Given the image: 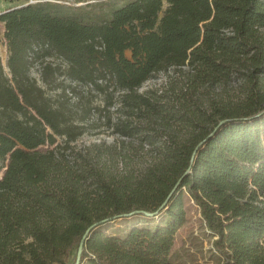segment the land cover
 <instances>
[{
	"label": "trees",
	"instance_id": "1",
	"mask_svg": "<svg viewBox=\"0 0 264 264\" xmlns=\"http://www.w3.org/2000/svg\"><path fill=\"white\" fill-rule=\"evenodd\" d=\"M61 1L0 11V264H68L89 229L81 262L174 264L186 198L224 264H264V0ZM53 57L67 70L45 62ZM40 62L45 84H77L59 87L62 103L31 78ZM184 67L195 73L183 87L138 92ZM244 71L237 99L202 91ZM80 87L120 91V116L107 122L138 144L75 151L84 128L68 95ZM113 106L81 108L79 121L105 120ZM133 216L164 221L104 232Z\"/></svg>",
	"mask_w": 264,
	"mask_h": 264
},
{
	"label": "rangeland",
	"instance_id": "2",
	"mask_svg": "<svg viewBox=\"0 0 264 264\" xmlns=\"http://www.w3.org/2000/svg\"><path fill=\"white\" fill-rule=\"evenodd\" d=\"M38 0H30L28 3H36ZM89 2H79L78 0H62L61 3L71 5V6H85ZM24 1H14L7 2L5 0H0V11L5 12L10 9L19 8L21 6L27 5ZM1 38H0V60L3 65L7 64V47L6 40L4 37V26L0 24ZM264 33V29L262 30ZM130 55V54H128ZM45 62H51L54 65H58L62 70H67V65L59 58L53 57L46 59ZM41 65L40 62L35 67L31 69L30 76L36 80L37 84L44 89L47 97L51 98L52 101L57 105L66 97H62V89L59 87L67 85H77L73 84L70 79L65 75L57 76V81L52 82L51 85H47L43 82L41 77ZM195 71L191 70L189 67H184L182 70L169 69L166 72H161L154 75L149 81H147L139 90V93H146L149 91H157L158 93H164L168 91L172 86L176 85L183 87L187 83L188 78L194 74ZM245 78V71L242 73H235L232 80L229 83H223L221 85L215 86L213 88L205 87L202 91L204 93H211V97L220 96L223 94H228L234 99L239 98L241 94V87L243 85ZM121 92H116L114 98L109 96L97 94L96 92H88L86 87H80L78 91V96L68 95L71 99V106L75 110V118L77 123H81L84 128V134L74 143L72 146L75 151H81L84 154L95 155L94 147L97 145L104 147H114L119 146L120 141H125L126 145L130 143L138 144L134 139L122 138L120 135L116 134L114 128L108 124V119H112V123L116 122L120 114L116 111L119 107V101L121 97ZM114 103L113 107H110L106 112L105 120L100 118V114L97 112L92 113V116L85 122H80L81 108L92 107L98 110L106 109L107 106ZM110 111V114L108 113ZM103 114V113H102ZM103 116V115H102ZM82 117V116H81ZM63 139H58V143L62 144ZM47 147H43L46 149ZM145 159L150 158V155L143 156ZM105 159V158H104ZM151 159V158H150ZM122 164H119L121 168ZM186 223L184 226L178 230L175 235L174 247L171 252V261L174 264H224V260L220 254L215 252L213 249V241L216 239L208 231L205 222L202 218L199 208L194 205V203L186 198ZM164 219L162 216L158 218L150 217L145 218L141 216L125 217L118 219L114 222L108 223L104 229L107 235L123 237L126 233L134 226L138 227H149L154 228L155 225L163 223ZM78 250L73 251L72 256L68 260V264H89L88 261H83L78 263L77 255Z\"/></svg>",
	"mask_w": 264,
	"mask_h": 264
},
{
	"label": "water",
	"instance_id": "3",
	"mask_svg": "<svg viewBox=\"0 0 264 264\" xmlns=\"http://www.w3.org/2000/svg\"><path fill=\"white\" fill-rule=\"evenodd\" d=\"M135 213H137V212H134L133 214H135ZM90 231H91V229H89V230L85 233V235H84V237H83V239H82V241H81V243H80V246H79V249H78V252H77V260H78V263H79L80 260H81L82 252H83V250H84V246H85V244H86V241H87V239H88V235H89Z\"/></svg>",
	"mask_w": 264,
	"mask_h": 264
}]
</instances>
